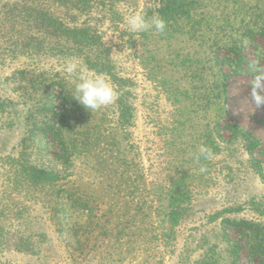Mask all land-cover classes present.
Instances as JSON below:
<instances>
[{"label": "rangeland", "instance_id": "rangeland-1", "mask_svg": "<svg viewBox=\"0 0 264 264\" xmlns=\"http://www.w3.org/2000/svg\"><path fill=\"white\" fill-rule=\"evenodd\" d=\"M130 9L165 31L131 33ZM258 27L264 0H0V264H264ZM71 58L113 83L111 105L71 98Z\"/></svg>", "mask_w": 264, "mask_h": 264}, {"label": "clouds", "instance_id": "clouds-1", "mask_svg": "<svg viewBox=\"0 0 264 264\" xmlns=\"http://www.w3.org/2000/svg\"><path fill=\"white\" fill-rule=\"evenodd\" d=\"M123 20L126 28L133 34L147 33L152 30L163 33L166 29V22L159 13H153L149 17L142 10L130 9L124 15ZM64 71L67 79L71 81V98L91 113L115 101L117 97L115 86L105 74L88 69L76 58H71L66 62ZM248 71L250 91L247 101L257 108L262 107L264 106V60L252 62ZM198 153L195 157L197 163L200 162L201 157L210 160L213 156L211 149L205 145L199 147ZM199 170L205 172L207 169L201 166Z\"/></svg>", "mask_w": 264, "mask_h": 264}, {"label": "trees", "instance_id": "trees-1", "mask_svg": "<svg viewBox=\"0 0 264 264\" xmlns=\"http://www.w3.org/2000/svg\"><path fill=\"white\" fill-rule=\"evenodd\" d=\"M84 2L83 1H79V2L72 1L71 7L74 9H77V10L83 9L88 4V3L84 4ZM46 25L50 26V28L52 30H54V32L56 34H57L58 30H61L57 34V38L60 39L61 37H63L64 42H66V41L68 42L70 39H72L73 43H78L83 47H85L86 45H89L97 37L95 30L90 26L69 27V26L63 25V23H61V22H52V21H48ZM246 32L247 33L257 32L258 34H260V33L264 34V27H258L257 29H247ZM81 39H83L84 41H82ZM239 58L241 60H243L244 57L239 56ZM233 72H246V69L244 66L243 67L239 66L238 69H236V71H233ZM226 76H228V74L226 75L224 73L225 78H226ZM49 108H50V111L52 112L51 105H49ZM231 128H232V132H235V130L239 129L237 125H232ZM246 135H247V138L249 140H251V148L252 149H255L256 147L259 146L260 142L257 140V138L254 135H252L251 133H248V132H246ZM44 175L47 176V175H49V173L43 171L42 169L38 170L35 167H32L31 170L25 174L26 178L31 182L32 181L36 182L37 180L43 178ZM261 176H262V174H261Z\"/></svg>", "mask_w": 264, "mask_h": 264}]
</instances>
